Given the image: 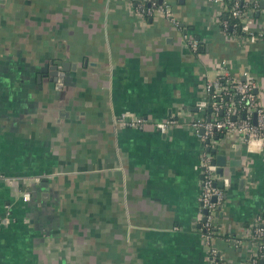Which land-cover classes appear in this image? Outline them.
Wrapping results in <instances>:
<instances>
[{"label":"crops","instance_id":"obj_1","mask_svg":"<svg viewBox=\"0 0 264 264\" xmlns=\"http://www.w3.org/2000/svg\"><path fill=\"white\" fill-rule=\"evenodd\" d=\"M233 1L162 0L176 25L131 0H0V264H214L198 230L203 141L119 117H199L224 61L264 104V0H250L247 34L224 28ZM220 153L230 184L213 242L240 264L264 210V143L217 132Z\"/></svg>","mask_w":264,"mask_h":264},{"label":"built area","instance_id":"obj_2","mask_svg":"<svg viewBox=\"0 0 264 264\" xmlns=\"http://www.w3.org/2000/svg\"><path fill=\"white\" fill-rule=\"evenodd\" d=\"M131 1L134 11L139 16L146 17L160 13L178 25L173 10L168 4H162L157 0ZM214 1L222 2L223 0ZM250 2V0H234L233 5L229 8L230 15L236 20L232 27L237 33L239 31L247 34L249 27L245 18L249 13ZM228 26L229 23L225 21V30ZM185 43L193 51L197 50L198 44L193 39L187 37ZM245 76L244 81L237 79L231 74L229 66L224 61L220 67L219 75L204 86L208 98L199 103L202 115L185 123L178 118L151 120L130 112H124L119 117V123L124 127L143 129L152 124L156 130L163 134H167L183 124L194 131L203 141L205 151L200 156L203 178L199 196L201 212L198 230L211 255L209 259L214 264H228L225 257H219L213 241L217 235L216 212L225 204V189L230 184V178H221L217 173V167L213 164V157L210 154V145L214 143V136L217 132L234 136L239 141L246 143L250 151L261 148L264 143V104L257 92L259 82L248 73H245ZM219 180H223L224 187H219L216 184ZM23 198L28 201L30 193L25 191ZM7 222H9L8 216L1 218L0 226ZM247 238L254 246V250L251 257L240 264H264V210L255 217ZM231 240L234 245L243 242L241 238H232Z\"/></svg>","mask_w":264,"mask_h":264},{"label":"water","instance_id":"obj_3","mask_svg":"<svg viewBox=\"0 0 264 264\" xmlns=\"http://www.w3.org/2000/svg\"><path fill=\"white\" fill-rule=\"evenodd\" d=\"M162 2V0H160V3ZM73 68H75V65H72ZM54 72H52V74L56 75L55 79L57 80L58 77L57 75H59L60 77H63L64 78V75H65V72L68 68V63L65 62L64 63V66H63V71H59L57 70V66H52ZM246 78H243L242 80L244 81ZM235 118V117H234ZM172 131L168 132L167 134H170ZM216 149L213 150V152L215 151ZM213 164L216 165L217 167V173L220 175L221 178H225V168L228 164V157L227 155L225 154H217V157L216 159L213 160ZM229 165H230V170L233 174H235V167L237 166H242V161L239 160V159H233L231 161H229ZM244 183V179L241 180V184ZM219 187H224V182L223 180H219L217 183H216ZM225 199H227V193L225 191ZM223 209H219L217 212H216V221L219 220L220 217L223 216Z\"/></svg>","mask_w":264,"mask_h":264},{"label":"trees","instance_id":"obj_4","mask_svg":"<svg viewBox=\"0 0 264 264\" xmlns=\"http://www.w3.org/2000/svg\"><path fill=\"white\" fill-rule=\"evenodd\" d=\"M157 1H160V0H157ZM226 21L229 23V27L236 22V20L233 19L231 15H227ZM263 253H264V249H263Z\"/></svg>","mask_w":264,"mask_h":264}]
</instances>
